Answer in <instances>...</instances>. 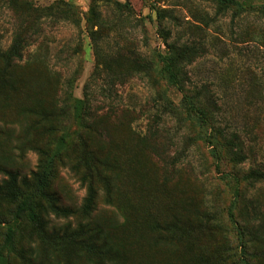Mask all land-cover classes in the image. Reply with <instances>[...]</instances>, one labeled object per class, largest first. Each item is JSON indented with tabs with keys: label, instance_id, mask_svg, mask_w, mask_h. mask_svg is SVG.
<instances>
[{
	"label": "rangeland",
	"instance_id": "1",
	"mask_svg": "<svg viewBox=\"0 0 264 264\" xmlns=\"http://www.w3.org/2000/svg\"><path fill=\"white\" fill-rule=\"evenodd\" d=\"M59 2L71 5V19L50 23L39 9ZM117 2L126 7L115 0H16L13 8L0 2L1 49L8 48L16 24L41 29L19 63L22 82L0 113V166L26 177L36 169L33 152L17 158L12 139L19 130L10 124L35 96L48 109L56 102L62 105L63 97L64 112L37 130L33 142H51L53 149L70 155L81 141L93 142L95 134L74 117L72 105L86 87L103 99L97 94L109 85L111 71L123 77L113 80L123 110L104 116L102 126L108 129L106 151L118 168L124 203L133 211L125 217L100 200L93 214L104 226L114 223L118 254L128 258L125 264H242L239 230L228 216L231 205L244 232L246 258L264 264V0H231L226 9L212 0ZM155 8L169 11L159 24ZM167 43L196 48L183 68V88L157 60V54L167 53ZM128 72L142 78H130ZM154 115L157 135L139 141L137 134L146 133ZM155 146L165 160L155 157ZM173 156L175 163L170 162ZM52 190L67 207H79L85 195L61 168ZM14 207V202L0 200L6 218ZM174 214L197 227L172 250L154 247L143 222ZM134 223L143 238L134 232ZM25 224L23 219L14 247L3 245L6 230L0 225V254L15 255L17 264L19 258L10 250H26L30 228Z\"/></svg>",
	"mask_w": 264,
	"mask_h": 264
},
{
	"label": "trees",
	"instance_id": "2",
	"mask_svg": "<svg viewBox=\"0 0 264 264\" xmlns=\"http://www.w3.org/2000/svg\"><path fill=\"white\" fill-rule=\"evenodd\" d=\"M2 1L8 3L10 7L12 6L11 8L16 2V0H0V2ZM92 1L95 3L97 0ZM125 1L127 3V0ZM212 1L218 2L226 9V4L231 0ZM115 3L119 7H126L125 2L121 4L115 0ZM71 9L70 4L59 2L56 5L45 6L39 9V12L50 23H56L60 20L71 19L68 15ZM168 12L164 8H155L158 24ZM170 18L174 17L170 15ZM161 30H164L160 32L162 34L166 32L165 29ZM40 31L38 24L29 31L27 24L20 22L16 24L12 32L8 48L3 50L0 46V113L8 107L9 93L22 82L19 63L23 59L24 51ZM91 33L93 35L96 31ZM166 48L167 53L157 54V60L161 68L170 70L173 83L183 88L185 77L183 68L185 64H189L193 60L196 48L195 46L172 43H167ZM43 62L45 63V60ZM108 70L111 69L108 68ZM128 75L131 76L130 78H142V76L130 72ZM107 77L109 85L97 94L103 99L98 98L86 87L83 98L74 100L72 105L74 117L81 119L84 122V127L95 134V140L93 142H87V139L81 141L78 150L72 155L61 154L57 150L59 147L53 149L51 142L41 144L32 141V136L37 130L47 127L51 118L60 117L63 114V97L60 99L62 105L56 102L53 108L48 109L41 97L35 96L29 104L18 110L19 113L10 122L19 130L17 136L12 139L14 141L12 148L17 158H25L28 152H33L37 156V167L31 172L30 177L20 175L19 171L15 169L0 166V173L3 176L0 178V200L15 203L10 218H6L4 214L0 213V225H4L6 230L3 245L11 247L13 244L14 247V237L18 233L23 219L30 228V233L25 240L28 241L26 250L25 247L10 250L18 256L20 264H78L79 262H83V264H125L128 260L126 256L118 254V243L115 237L117 231L112 226L114 223L104 226L95 221L93 214L100 200L104 205L115 208L120 215L125 217H128L133 211L132 206L124 203L126 194L120 188L118 168L106 151L110 136L108 129L102 126L104 116H116L123 110L121 103L116 100V93L113 94L115 86L113 80L123 77L113 74L111 71L108 72ZM64 89L62 93L65 92ZM184 98L188 100L186 94H184ZM188 104L190 105V103ZM190 107L194 109L193 106ZM155 118L154 115L152 124H148L146 133L137 134L140 138L139 141L145 143L157 135L159 127ZM205 121L208 123L207 118ZM60 141L61 138L56 140V144ZM154 148V155L158 160L163 161L167 158L164 151L158 150V146ZM177 161L174 156L170 160L172 163ZM59 168L64 169L84 188L85 195L79 207L63 206L55 191L52 190V182ZM232 207L233 205L229 207L228 216L239 230L242 264H253L246 258L248 253L243 238L244 232L237 220L233 218ZM59 219H64L65 224L56 226L55 220ZM72 219L75 220L74 227L71 226ZM199 225L200 222L198 227ZM248 226H250L249 222ZM142 227H145V232L152 233L154 247L172 250L181 242L188 240L187 237L191 235L197 224L188 223L181 216L174 214L172 218H163L160 222L151 221V224L149 222L147 224L145 220ZM133 230L139 238L144 237L142 232L137 231L139 229L136 227V223H134ZM252 237H255L254 234ZM135 244L136 240L131 241L129 247L132 248ZM13 262L17 264L15 255L9 259L8 255L0 254V264H15Z\"/></svg>",
	"mask_w": 264,
	"mask_h": 264
}]
</instances>
